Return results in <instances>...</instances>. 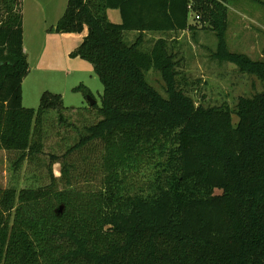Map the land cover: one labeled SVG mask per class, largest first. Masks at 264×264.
Wrapping results in <instances>:
<instances>
[{"label":"trees","instance_id":"16d2710c","mask_svg":"<svg viewBox=\"0 0 264 264\" xmlns=\"http://www.w3.org/2000/svg\"><path fill=\"white\" fill-rule=\"evenodd\" d=\"M228 1L68 0L56 32H86L71 56L92 65L102 106L68 110L46 92L35 110L23 106L29 63L21 0H0V150L21 153L18 168L41 152L49 116L67 124L76 112L94 121L65 157L98 143L94 168L102 172L90 190L55 188L73 187L66 163L60 178L50 170L49 187L0 188V264H264V60L229 49ZM109 9L120 11L121 24L109 20ZM191 12L201 26L189 23ZM200 29L217 37L215 60L262 84L234 110L187 95L167 40L146 46L142 36L125 38ZM150 72L162 76L167 98ZM76 90L93 99L88 88ZM149 183L155 187L139 193Z\"/></svg>","mask_w":264,"mask_h":264},{"label":"rangeland","instance_id":"374dc122","mask_svg":"<svg viewBox=\"0 0 264 264\" xmlns=\"http://www.w3.org/2000/svg\"><path fill=\"white\" fill-rule=\"evenodd\" d=\"M67 4L68 0L38 2L21 0L25 44L31 60V72L25 77L23 87V106L26 108L38 110L42 95L49 92L61 96L63 105L68 110L89 109L91 107L89 97L76 90L80 86L90 90L97 108L102 106L104 88L91 64L71 56L81 44L83 36L56 32L57 23L64 15ZM228 4L235 9L229 12ZM227 8L229 49L246 54L253 60H264V0H229ZM192 16L193 13L190 15L191 23ZM128 33L130 32L126 34ZM129 36L125 37L127 42H130ZM198 36L199 41L207 44V49L186 50V58L177 59L180 60L181 77H185L187 82L184 90L197 105L205 107L229 105L234 110L240 97H252L262 91V84L256 77L241 73L231 63H219L213 58L212 51L216 50L218 42L213 31L200 29ZM40 43L41 47L49 49L53 59L54 69L47 75L36 67V59L34 60ZM148 81L167 98L165 83L160 74L152 72L148 76ZM37 89L39 94L36 93ZM68 118L70 121L67 124H61L57 116H49L42 127L41 152L27 158L18 168L15 164L21 153L0 150V188L20 192L24 189L49 187L50 170L55 177L60 178L65 163L71 168V172L73 171V187L59 181L55 186L57 190L73 188L90 190L98 187L96 180L102 174L99 169L94 168L101 153L98 143L90 144L89 148L76 150L72 157H65L68 151L79 143L84 126L93 122L94 118H87L86 115L81 118L76 112L71 113ZM232 120L236 126L238 121L236 115H233ZM53 156H56L60 163L53 164ZM91 162H94V169L89 173L86 164ZM148 187L153 188L155 184L152 186L149 183L139 193L145 192ZM215 193L219 194L220 191Z\"/></svg>","mask_w":264,"mask_h":264},{"label":"crops","instance_id":"0c3cea01","mask_svg":"<svg viewBox=\"0 0 264 264\" xmlns=\"http://www.w3.org/2000/svg\"><path fill=\"white\" fill-rule=\"evenodd\" d=\"M38 1H42V0H37ZM40 5V4H39ZM228 7L230 9L229 12L233 11L235 8L228 4ZM108 17L109 20L115 24H121L122 23V16L120 14V11L117 9H109L108 10ZM191 18H189V23L191 24ZM200 30L197 31H190V30H184V31H179V32H153V33H144L143 35H141L138 32H130L128 34H126V36H129L130 42H134L138 37L142 36V40H143V44L146 46H151L153 45V43L159 39H165L168 41L170 48L172 49L173 54L176 56V59L179 58H186L185 53L187 51H191L193 49H207V44H205V42L203 41H199L198 38V32ZM86 34V32L80 36H83ZM64 35H70V34H64ZM82 37V39H83ZM23 46H24V51L27 54V59H28V63H29V72L28 74L31 72L30 69V64H31V60H30V55H29V50L26 47L25 44V32L23 31ZM49 49H47V47H41V43L38 46L37 49V55L36 58H34V60L36 59L35 63H36V67H38L39 69H41L42 73H45V75H47L49 73V71L54 69L53 66V59L51 54L48 51ZM187 50V51H186ZM92 67V65H91ZM93 69V67H92ZM151 73V72H150ZM26 80V79H25ZM25 80L23 81V85H22V95H23V87H24V83ZM36 93L39 94L38 89L36 90Z\"/></svg>","mask_w":264,"mask_h":264},{"label":"built area","instance_id":"2783aa9c","mask_svg":"<svg viewBox=\"0 0 264 264\" xmlns=\"http://www.w3.org/2000/svg\"><path fill=\"white\" fill-rule=\"evenodd\" d=\"M191 8V7H190ZM193 12L190 13V15L192 14ZM194 16H192V20H193V23L195 24H199L200 23V20H201V16L199 14H196V13H193Z\"/></svg>","mask_w":264,"mask_h":264},{"label":"water","instance_id":"95a60500","mask_svg":"<svg viewBox=\"0 0 264 264\" xmlns=\"http://www.w3.org/2000/svg\"><path fill=\"white\" fill-rule=\"evenodd\" d=\"M89 102H90V105L93 106L96 102L94 101V99L92 98H88Z\"/></svg>","mask_w":264,"mask_h":264}]
</instances>
